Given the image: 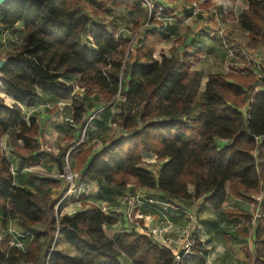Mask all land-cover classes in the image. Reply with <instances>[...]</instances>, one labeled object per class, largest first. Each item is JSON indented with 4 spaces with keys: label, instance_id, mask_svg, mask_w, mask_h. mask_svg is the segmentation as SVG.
Segmentation results:
<instances>
[{
    "label": "trees",
    "instance_id": "obj_1",
    "mask_svg": "<svg viewBox=\"0 0 264 264\" xmlns=\"http://www.w3.org/2000/svg\"><path fill=\"white\" fill-rule=\"evenodd\" d=\"M201 1L207 8L213 0ZM237 17L247 32L248 46L264 51V0H247ZM132 7L128 0H7L0 5V33L22 23L23 34L8 54L0 83L15 102L0 100V143L6 137L17 167L47 157L37 141L39 125L24 119L21 104L32 106L39 92L55 99L71 97L72 120L81 131L87 112L86 96L98 93L116 111L110 122L121 135L77 154L79 182L91 180L115 187L134 184L156 189L170 200L204 197L221 209L228 196L256 201L264 208V62L251 63L243 71L211 73L201 89V75L192 68L199 51L153 55L164 33L144 31L137 43L115 38L104 23L93 17L107 7ZM93 27L89 44L81 42ZM75 88L82 93L75 92ZM120 95V99H116ZM175 117V119H172ZM219 140H226L220 145ZM152 152L161 165L155 174L142 160ZM62 150L56 155H63ZM54 157V159L56 158ZM39 185L55 186L59 179H36ZM82 199V198H81ZM56 200L38 196L16 185L11 163L0 147V223L14 222L33 237L25 249L0 243V264H44L56 233L72 247L67 256L57 249L47 264H175L177 252L154 241L150 233L131 229L109 238L103 226L110 217L97 205L73 215L55 212ZM85 206V203H83ZM229 218L250 225L247 211L225 209ZM253 226V227H252ZM253 228L254 250H245L247 264H264V219ZM205 249L198 237L176 264H205Z\"/></svg>",
    "mask_w": 264,
    "mask_h": 264
},
{
    "label": "crops",
    "instance_id": "obj_2",
    "mask_svg": "<svg viewBox=\"0 0 264 264\" xmlns=\"http://www.w3.org/2000/svg\"><path fill=\"white\" fill-rule=\"evenodd\" d=\"M166 5L167 13L173 16L175 21L166 27L164 31L166 39L155 46L153 55L160 58L161 55L171 56L176 52L181 55L184 52L199 51L198 59L192 63V68L198 70L201 75V89L204 88L209 74L227 73L225 44L234 51L233 62L240 69L247 68L251 63L256 65L259 62H264L262 47H249L247 32L237 22L238 15L248 7L247 0H213L209 7L203 8L201 13L194 16L189 4L183 0H167ZM100 13L110 22L101 21L97 17L93 18L94 22H103L110 33L117 22L136 25L145 19L144 9L134 3L132 7H107ZM92 33L93 27L81 42L89 44L88 41L91 40ZM75 92L82 93V90L75 88ZM11 102L14 103V100L11 99ZM85 102L86 116L91 113H94L95 116L92 117V114L88 118H91L87 127L88 136L81 139L79 143L80 130L78 124L72 120L73 111L70 96L55 99L49 93L39 92L34 105H22L23 116L34 118L39 125L37 141L42 148L44 145L50 148L51 151L48 150V152L52 154L53 159L47 157L37 163L18 168V159L8 147L6 157L11 163L16 185L25 187L38 196L48 195L50 199L58 201L62 193L60 194L55 186L39 185L36 182V179L39 178H55L54 175L58 172L56 161L58 152L62 150L66 153L72 148V159L76 166L79 151L91 146L92 153H96L103 148L105 140L121 135L119 126L110 122L109 115L115 110L113 105L105 104L98 93L86 96ZM46 104L51 107L47 108ZM217 142L223 145L226 140ZM42 151L47 152L43 149ZM142 155L146 157V160H156V155L152 152L146 151ZM54 157L56 158L54 159ZM161 163L159 161V165L153 164L157 171ZM136 194L152 196L162 203V210L173 222V230L164 235L168 243L166 246L172 251L178 252L181 249L182 230L192 224L195 227L194 223H190L193 220L196 221V225L200 226L199 231L195 233L206 252L205 264H247L245 250H254L253 226L250 223L252 226L250 228V225L245 224L243 219L229 218L225 213V209H230L243 210L252 214L254 206L252 207V203L246 198H235L229 195L222 208L216 210L206 202L204 197L170 200L156 189L150 190L134 184H127L125 187L119 188L103 181L91 180L83 189L82 203L80 205L74 203L63 205V214L73 215L88 208L90 204L99 207L106 206V213L111 219L109 224L103 226V232L109 238H114L116 235L128 231V223L124 218L126 205L122 200L125 196ZM173 205L178 206L179 209L173 208ZM135 216L148 228L164 225L161 215L149 206L135 209ZM8 223L4 227L0 223V232L8 226ZM55 248L67 256L75 254V248L60 235ZM120 261L122 264H131V261L124 255L120 256Z\"/></svg>",
    "mask_w": 264,
    "mask_h": 264
},
{
    "label": "built area",
    "instance_id": "obj_3",
    "mask_svg": "<svg viewBox=\"0 0 264 264\" xmlns=\"http://www.w3.org/2000/svg\"><path fill=\"white\" fill-rule=\"evenodd\" d=\"M138 4L142 5L143 7L147 8L148 12L150 13V16L152 18H148L145 21V28L142 26L138 30L139 34L137 36H140L144 31L147 30H154L157 32H164L166 27L171 24L170 18L164 14L165 5L161 2H158L156 0H134ZM192 11L194 15H197L201 12V8H199V4L196 2L192 3ZM120 32H125L124 30H121ZM134 30L129 33L130 35H125V33L117 34V37L121 34V36H128L130 41L132 42L134 39L137 41V36L133 33ZM115 34V35H116ZM136 37V38H134ZM134 38V39H133ZM135 44V43H134ZM226 52H227V59L225 61V69L226 71H243V69H240L235 62H233L234 57V51L225 44ZM47 108H50L51 106L46 104ZM48 148L47 146H45ZM49 150V149H48ZM72 148L69 149L63 156L62 160V173L57 172L56 177L57 179L63 181L65 184V190L61 197L59 198L57 204H60L65 199L74 198L71 203H74L76 205H80L82 203L81 194L83 192L82 186L79 182V172H77L74 169V162L72 159L71 154ZM257 200H260V197H257ZM122 202L126 205L124 218L126 222L128 223V230L131 229H137L141 231L143 230V226L140 224L139 221H137L133 215V211L135 208L143 207V206H149L156 211H160L159 214L161 215L164 225L160 228L154 227L152 229H148L149 233L158 238L160 241L165 242V238H162L163 232H166V230L174 228L173 222L171 218L164 212H162V206L159 205V203L155 202L151 196H143V195H131V196H125ZM57 207V205H56ZM175 209H179L178 206L173 205L172 206ZM103 212L107 211L106 206L100 207ZM258 212L257 214H259ZM256 214V215H257ZM259 217H262L264 219V213H260L258 215ZM14 222H9L8 226L3 229L0 232V243L5 242L7 240L8 246H13L18 249H25L26 243L25 241L31 240L32 235L28 232H25L21 230L16 224H13ZM200 229L199 225H195L194 229L189 230V227H186L182 230L181 236L185 237V242L182 245V248L185 249V253H188L193 245V239H194V232H198ZM58 233H56L55 238L53 240V243L51 245V248L47 252V257L44 261V264H47L50 253L53 249L56 247V241L58 238ZM26 264V263H24Z\"/></svg>",
    "mask_w": 264,
    "mask_h": 264
},
{
    "label": "rangeland",
    "instance_id": "obj_4",
    "mask_svg": "<svg viewBox=\"0 0 264 264\" xmlns=\"http://www.w3.org/2000/svg\"><path fill=\"white\" fill-rule=\"evenodd\" d=\"M128 1H130L131 3H134V4H136L137 6H140V7H142L143 9H144V12H145V19H144V21L142 22V23H138V24H134V23H127V22H117V24H116V26L114 27V29L112 30V32H111V34L115 37V38H118V37H120L121 35H124V34H121V35H119L118 37H117V34H120V33H125V35H130L129 33H131V31L132 30H134V34H135V36H137L138 34H139V32H138V30L140 29V27L142 26L143 28H145V21L148 19V18H152V16H150V13L148 12V10H147V8H145V7H143L142 5H140V4H138L137 2H135L134 0H128ZM156 1H158V2H161V3H163L164 5H165V10H164V14L166 15V16H168L169 18H170V21H171V23H173L174 21H175V19H174V17L173 16H171V15H169L168 13H167V5H166V1L165 0H156ZM168 1H174V0H168ZM213 2V1H212ZM192 3H194V2H192ZM192 3H190L189 4V7L191 8V10H192ZM196 3L197 4H199V8H201V12L203 11V8L200 6V3H201V1H196ZM200 12V13H201ZM192 15L194 16V14H193V11H192ZM94 17H97L99 20H101V21H107V22H110V20L109 19H107V18H105L104 16H102V14L100 13V14H98V15H96V16H94ZM93 17V18H94ZM95 19V18H94ZM103 23V22H102ZM121 30H124L125 32H120ZM152 31H154V30H152ZM116 32H117V34H116ZM155 32H157V31H155ZM160 33H164V32H160ZM22 34H23V29H22V23L21 22H18L16 25H15V28L13 29V30H11V31H5L4 33L2 32V33H0V57L1 58H6L7 56H8V54H10L12 51H13V49L18 45V43H19V41H20V38H21V36H22ZM116 34V35H115ZM86 36H87V33H86ZM127 38H128V36H126ZM140 38V36H137V38ZM134 38H136V37H134ZM133 38V39H134ZM92 39V38H91ZM136 39H134L132 42L130 41V39H129V46L130 45H133L134 43H136L137 41H135ZM121 97H120V95L119 96H117L116 97V99H120ZM2 99V101L5 103V104H7V105H11V104H13L12 102H11V99H12V97H10V96H8L7 94H6V90H5V88L1 85V83H0V100ZM14 100V99H13ZM14 102H15V100H14ZM21 105H25V104H21ZM23 108V107H22ZM116 111V108H115V110H114V112ZM113 112V113H114ZM93 114V115H92ZM92 115V117L93 116H95L94 115V113H91L90 115H87L85 118H86V122H85V124H84V126L82 127V130L80 131V139H79V141H78V143L81 141V139H83V138H86L87 136H88V132H87V127H88V125H89V122H90V119H88L90 116ZM24 119L25 120H27L28 119V117L27 116H24ZM46 145H44L43 146V150H47V152H48V149L50 150V148H46L45 147ZM0 147H1V149L2 150H4L5 151V155L6 154H8V145H7V142H6V137H4V138H2V141H1V143H0ZM10 148V147H9ZM51 151V150H50ZM67 152V151H66ZM59 153V152H58ZM65 154V153H64ZM63 154V155H64ZM63 155H59V156H61V161L63 160ZM9 156V155H8ZM59 156H57V157H59ZM142 160L144 161V163L146 164V165H148V167L150 168V170L152 171V172H154V173H156L157 172V170H156V168H155V166H153V164L154 165H159V161L156 159L155 161H152V160H146V157H143V155H142ZM74 167V169L77 171V172H79L77 169H76V166L74 165L73 166ZM54 177L57 179V177H56V174L54 175ZM81 184V183H80ZM81 186H82V189H84V186L81 184ZM83 193V192H82ZM128 196H131V195H128ZM143 196H148V195H143ZM81 197H82V194H81ZM152 197V196H151ZM257 197L258 196H255L254 198L256 199V201L254 202V201H250V200H248L249 202H251L252 203V207L254 206V211H253V213L251 214L252 215V218H251V224L252 225H255V222H256V219H258V218H262V217H259L258 215L260 214V213H264V208L263 209H261L259 206H258V200H257ZM153 198V200L155 201V202H157V203H159V205H161L162 206V203L161 202H159V201H157L154 197H152ZM73 199L74 198H69V199H65L63 202H61L60 204H57V202L58 201H56V203H55V207H54V209H55V212H58L59 211V209H61V214H63V209H62V207H63V205H65V204H67V203H71L72 201H73ZM254 203V204H253ZM56 205H57V207H56ZM163 207V206H162ZM135 209H137V208H135ZM135 209H134V211H133V215H134V217H135V219L137 220V221H139L140 222V224L144 227L143 228V230H145L146 232H148L149 233V231H148V229H152V228H148V227H146L140 220H139V218L137 217V216H135ZM162 212H164L163 210H161ZM160 211H157V213H159ZM258 212H260L259 214H257ZM165 213V212H164ZM257 214V215H256ZM160 215V214H159ZM190 216H192V215H190ZM162 218V217H161ZM190 223H194L195 225H196V221H193V220H191V222ZM14 224V223H13ZM15 225V224H14ZM193 225V224H192ZM192 225H190L189 226V230H190V227H191V229H193V227H194V225L192 226ZM154 228V227H153ZM158 228H160V227H158ZM137 230V229H136ZM171 230H173V228H171V229H168V230H166V232H163V234H162V238H165V234L166 233H168V231H171ZM138 231H141V230H138ZM150 236H151V238L154 240V241H156V242H158V243H160V244H162V245H167L168 243L166 242V238H165V242H162V241H160L158 238H156L155 236H153L152 234H150ZM194 239L197 237V235H196V233L194 232ZM194 239H193V241H194ZM184 242H185V237L184 236H181V242H180V247H181V249H183L182 248V245L184 244ZM56 249V248H55ZM180 251V250H179ZM178 253V252H177Z\"/></svg>",
    "mask_w": 264,
    "mask_h": 264
},
{
    "label": "water",
    "instance_id": "obj_5",
    "mask_svg": "<svg viewBox=\"0 0 264 264\" xmlns=\"http://www.w3.org/2000/svg\"><path fill=\"white\" fill-rule=\"evenodd\" d=\"M7 0H0V5L3 4L4 2H6ZM9 60V57L7 56L6 58H1L0 57V78H1V70L3 68V66L7 63V61ZM172 119H175V117H172ZM57 161V168H58V172L62 173V161H61V156L57 157L56 159ZM185 254V249H180V251H178L177 253V257L175 260V264L177 263L178 259L182 258Z\"/></svg>",
    "mask_w": 264,
    "mask_h": 264
}]
</instances>
